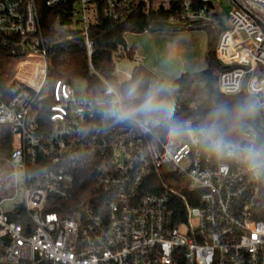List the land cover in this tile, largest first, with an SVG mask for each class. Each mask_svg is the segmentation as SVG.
Instances as JSON below:
<instances>
[{"label": "built area", "instance_id": "1", "mask_svg": "<svg viewBox=\"0 0 264 264\" xmlns=\"http://www.w3.org/2000/svg\"><path fill=\"white\" fill-rule=\"evenodd\" d=\"M155 1L0 0V44L19 55L9 93L0 95V125L13 136L0 180V264H264V175L219 160L187 137L163 138L160 126L106 117L108 88L121 91L99 74L101 95L87 88L78 95L74 85L57 81L44 105L45 7H67L71 22L61 27L79 29L91 59L98 14L119 21ZM161 1L165 8L175 2L170 24L223 18L219 0ZM228 1V25L216 48L223 67L218 88L264 105V0ZM131 50L135 65H144L138 49ZM237 140L264 144V121L247 124ZM86 169L95 193L60 205ZM162 170L186 191L153 186L149 180Z\"/></svg>", "mask_w": 264, "mask_h": 264}, {"label": "trees", "instance_id": "2", "mask_svg": "<svg viewBox=\"0 0 264 264\" xmlns=\"http://www.w3.org/2000/svg\"><path fill=\"white\" fill-rule=\"evenodd\" d=\"M175 7L174 1L170 3L169 8L163 5L156 8L152 3H142L131 10L126 18L119 21L98 14L96 21L90 27V36L93 40L91 59L88 58L86 45L79 29L69 30L61 27L71 22L67 7L56 9L45 7L42 12V22L50 63L47 83L42 91L44 105L51 103L50 96L57 81L74 85L75 79L83 78L87 82L88 90L93 91L96 96L101 95L105 86L97 74L116 85L121 93L133 83L140 85L141 94L154 84L165 85L169 91L164 93V98L174 110L173 119L177 122L192 120L195 126L201 124L218 104L235 107L248 99L258 102L256 96L246 93L228 95L220 92L218 88V75L223 67L216 58V48L221 33L228 25L227 20L215 16L209 23L170 24L167 17ZM191 29H203L208 34V66L205 70L193 73L182 72L172 83H168L146 66L135 65L129 80H119L115 73L117 62L126 54L132 57V50L128 48L125 39L127 33ZM71 34L72 39L69 38ZM14 52L10 44H0V95L9 93L6 84L19 57ZM261 121H264V114L259 108L256 116L246 122L245 128L249 123L258 125ZM115 126L119 128L118 125ZM158 129L163 138H170L162 126ZM243 131L231 132V138L237 140ZM12 147L13 136L10 126L0 125V180L6 173L5 159L10 155ZM83 173L82 180L74 187L73 196L68 200L60 201V205L80 204L87 195L95 193L96 187L92 177L89 176L90 172L86 169ZM149 181L153 186H160L165 182L178 190L186 191L179 184L178 177L168 175L165 170L160 174L155 173Z\"/></svg>", "mask_w": 264, "mask_h": 264}, {"label": "clouds", "instance_id": "3", "mask_svg": "<svg viewBox=\"0 0 264 264\" xmlns=\"http://www.w3.org/2000/svg\"><path fill=\"white\" fill-rule=\"evenodd\" d=\"M139 87L138 83H133L122 93L109 87L107 91L112 98L104 115L116 122L162 126L170 138L187 137L219 160H235L254 177L264 175V144L241 143L230 135L233 131H243L246 122L264 105L254 99L235 107L218 104L201 124L193 127L190 121L173 119L174 110L164 98V93L169 91L165 85L154 84L142 94Z\"/></svg>", "mask_w": 264, "mask_h": 264}, {"label": "rangeland", "instance_id": "4", "mask_svg": "<svg viewBox=\"0 0 264 264\" xmlns=\"http://www.w3.org/2000/svg\"><path fill=\"white\" fill-rule=\"evenodd\" d=\"M161 3V0H157L153 6L157 8ZM216 4L218 13L228 19L230 2L219 0ZM125 39L128 48L135 46L142 57L146 56L145 65L150 64L149 68L168 83H172L182 72H199L208 66V34L203 29L129 32ZM134 66L127 54L120 58L115 69L119 80H129ZM73 84L78 95L85 93V79H75ZM5 208L10 209L11 205L6 204Z\"/></svg>", "mask_w": 264, "mask_h": 264}, {"label": "crops", "instance_id": "5", "mask_svg": "<svg viewBox=\"0 0 264 264\" xmlns=\"http://www.w3.org/2000/svg\"><path fill=\"white\" fill-rule=\"evenodd\" d=\"M138 52H139V51H138ZM145 57H146V56H145ZM145 57H143V58H144V66H146V65H145ZM148 63H150V61H149ZM146 67L149 68V67H150V64H149V66L147 65ZM149 69H150V68H149ZM150 70L154 71L153 69H150ZM154 72H155V71H154Z\"/></svg>", "mask_w": 264, "mask_h": 264}]
</instances>
